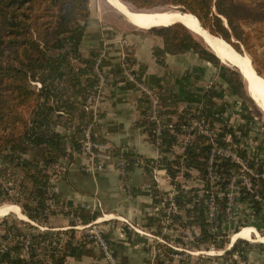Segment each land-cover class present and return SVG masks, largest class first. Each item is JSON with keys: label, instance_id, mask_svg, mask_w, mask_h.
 <instances>
[{"label": "trees", "instance_id": "trees-1", "mask_svg": "<svg viewBox=\"0 0 264 264\" xmlns=\"http://www.w3.org/2000/svg\"><path fill=\"white\" fill-rule=\"evenodd\" d=\"M122 1L136 8L173 5L188 12L186 14H193L206 31L224 39L237 53H242V47L249 55L256 74L264 78L259 53L253 42L254 36L264 35V0ZM89 17V0H0V177L6 180L10 173H22L18 189L25 203L21 207L31 221L40 225L47 226L49 216L57 214L50 210L47 200L51 199L56 205L60 203L55 192L50 197L46 195L50 185L49 165L57 161L72 162L76 154L82 153L83 129L92 119L91 113L85 111L83 105L88 92L98 83L94 74L97 51L91 50L87 56L79 51ZM153 28H156L153 33L161 42L160 46L153 48V55L159 64H163L162 56L165 53L191 50L203 59L212 60L218 67L219 77L230 89L238 93L239 87L252 101L239 71L220 64L187 27L178 22ZM143 69L140 66V73ZM33 81L40 82L41 87L35 88ZM216 86L212 84L207 87L202 105L194 107V110L190 107L178 110L179 96L173 86L160 89L161 115L166 125L160 136V157L147 159L135 153L123 155L127 162L125 172L135 166L142 167L149 174L155 167L166 171L176 190V205L183 212V215H173L174 220L180 226L199 227L200 232L192 243L194 250L211 247L225 249L227 231L230 229L221 218L225 198L216 196L220 210L216 229L210 231L204 203L208 193L205 195L201 187H184L177 180L178 174L190 179L192 171H196L198 179L203 182L202 189L210 193L213 192L212 185H219L224 190L230 172L239 168L230 158L215 159L212 170L215 181L212 184L207 170L211 145L206 143L207 138L203 134H197L188 141L181 154H174V146L184 132L182 126L189 119H204L211 127L214 126L213 121L206 119L205 115L214 106L213 98L220 96ZM145 103L147 115L149 106ZM140 124L146 126L153 139L154 124L146 116ZM168 124L172 127H167ZM220 125V132L215 138L218 145L241 143L232 127L225 123ZM58 127L66 129V133L59 131ZM226 135L228 142L224 140ZM94 138L105 142L99 137L97 123ZM239 154L246 157L245 150H239ZM247 162L258 171L263 168L260 162L252 159ZM217 177L222 180L217 181ZM258 184L263 193L264 180L260 179ZM8 194L7 187L0 184V204ZM160 195L161 192L153 187L154 203L160 202ZM241 198L247 200L248 195L241 194ZM249 207L250 216L256 223L259 219L264 221L258 202H250ZM74 214L83 223L95 219V215L89 217L75 208ZM164 216L165 212L161 209L153 220L156 227H160L159 222ZM73 223L70 220V224ZM242 241H234L223 254H235L238 259L247 260L256 245ZM174 242L182 241L177 238ZM80 243L75 239L73 229L54 231L47 228L40 231L32 224H26L22 229L16 220H0V264H63L66 256L77 255L80 249L76 245ZM161 252L165 261L172 259L179 251L161 246ZM180 254L184 257L180 259L181 263L192 260L191 254L184 251Z\"/></svg>", "mask_w": 264, "mask_h": 264}, {"label": "crops", "instance_id": "crops-1", "mask_svg": "<svg viewBox=\"0 0 264 264\" xmlns=\"http://www.w3.org/2000/svg\"><path fill=\"white\" fill-rule=\"evenodd\" d=\"M123 18L125 19L124 16ZM128 21L133 24L132 21ZM147 26L152 25L143 27ZM151 28L124 29L126 33H129L125 38L130 52L131 72L138 81L152 90L159 91L165 86H173L179 96L178 110L201 106L207 84L217 76L218 67L211 60L203 59L191 50L177 54L165 53L162 56L163 64H159L153 55V48L160 46L161 42L159 37L147 32ZM200 40L211 51V47L204 40ZM101 45L102 39L99 33L87 22L79 48L80 53L87 56L88 49H100ZM109 45H111L110 49L103 52L105 57L100 67L106 82L101 86L96 108L100 115L97 123L99 137L111 148L98 152L96 162L104 166L102 170L91 168L89 158L83 153L76 154L72 162L67 161L68 170L51 182L59 202L73 204L78 212H84L89 217L95 215L92 221L100 219L97 222L104 229V237L119 264H264V247L254 248L247 260H240L235 254L228 259L219 258L204 262L196 257H191L192 260L186 263H181V258L174 256L172 259L163 260L161 246L167 245L149 235L163 234L162 219L159 222L160 227H156L153 222L161 210H157L158 203L153 202L152 188L161 192L162 195L158 196L161 198L164 194L171 193L174 186L165 171L157 167L153 168L150 174L138 166L125 173L119 170L120 160L124 159L123 155L126 153H135L147 159H157L161 155V150L155 147L146 126L140 124L147 110L144 93L128 79L127 72L121 64V52L116 45L113 43ZM233 65L241 69L240 65L236 63ZM140 66L144 68L142 73H140ZM241 70L249 84L257 88L252 81L251 73L245 69ZM223 88V85L216 86L220 96L213 98L214 106L207 110L205 118L213 121L214 124L225 123L232 127L240 137L243 150L246 151L249 159L260 162L264 168V132L258 133V129L253 130L251 123L254 119L251 113L246 111L247 108L244 105L243 110L241 108L238 110L237 106L241 103L238 104L235 99H230L226 89ZM235 116L238 117L237 121ZM240 119L243 121L240 122ZM58 130L64 133L67 131L62 127H58ZM182 136L183 134L180 136L179 143L174 146L176 155L181 154L184 147ZM16 207L19 209L18 206ZM180 214L183 215V212L180 211ZM103 215L107 218L105 219ZM70 220L67 214L57 213L49 216L47 226L50 227L43 226L54 231H64L69 229ZM77 221H80L79 217ZM257 221L260 222L253 221L254 224H251L259 230L263 229V220ZM253 226L248 227L255 230V234L262 236ZM136 229L142 232L139 233ZM176 231L177 227H175ZM167 235L164 237L168 241L170 239L173 242L177 239L176 236L173 238ZM75 239L81 242V245H76L80 250L75 256H66L63 264H106L97 245L84 241L76 234ZM153 246L157 250L156 256L150 254V248Z\"/></svg>", "mask_w": 264, "mask_h": 264}, {"label": "built area", "instance_id": "built-area-1", "mask_svg": "<svg viewBox=\"0 0 264 264\" xmlns=\"http://www.w3.org/2000/svg\"><path fill=\"white\" fill-rule=\"evenodd\" d=\"M99 59L95 61L94 63V69L98 70ZM96 78H98V84L93 90L89 91V94L85 100V103L83 105V109L87 112L91 113L92 119L87 123V125L83 129V136H82V153L86 155L90 160V167L93 169H104V166L101 163L96 162L98 152L103 149H109V145L106 142L99 141L94 138V134L96 131V123H98L99 120V114L97 112L96 108V102L99 97V92L101 89V86L103 85V77L101 76V73L96 71ZM134 74L130 75V80L137 85L141 89V91L144 93L145 98L148 100L147 104L149 106L148 113L146 115L147 119L154 124V130H153V143L155 147L160 151V136L162 129L165 125V120L163 119L161 115L162 107L160 103L159 96L152 90L151 88L147 87L144 83L141 81H138L137 78L134 77ZM136 80V81H135ZM32 84L35 86V88H40L41 83L38 81H33ZM200 107V106H199ZM195 109V108H194ZM191 109V110H194ZM167 127L171 128V124H168ZM215 127H211L209 123L205 122L204 119H197V118H191L186 122L183 126V146L186 145V143L192 139L195 138L197 134H203L207 138V144L209 143L211 145L210 147V153L209 157L207 159V170L209 174V178L214 183V172L213 170V163L214 160L217 158H223L227 157L230 158L231 161L238 164L239 168L237 170H232L229 174V178L227 180L226 186L224 190H221L219 185H212V191L213 192H207L203 190V182L198 179V174L196 171H192V175L195 173V178L198 182H200L201 191L205 193L204 203L206 206V221L209 224L210 231H215L216 229V222H217V215L219 214V203L216 200V196L221 197L223 196L225 198V207H224V213L222 214L221 218L223 219V223L226 225L232 224V233L237 232L244 226H253L250 222V224H244L242 226H238V223L243 221L244 215L246 214L251 219V209L249 207L250 202H258L260 204L261 212L264 214V192L262 193L259 189L260 186L258 184V181L260 179L264 180V168H262L261 171H258L256 167H251L247 160L249 157L246 154V157H242L239 154V150H243L244 147L240 143L239 145L235 144H226V145H218L215 141L216 135L220 132H215ZM224 140L227 142L229 141L228 135L224 137ZM126 160L121 159L119 163V170L121 173H125V167H126ZM69 168V165L65 161H57L49 165L48 173L50 175V185L47 187L46 195L50 197L53 194V187L51 182L53 179L59 175L64 174ZM161 169V168H160ZM164 170V169H161ZM165 171V170H164ZM166 173V171H165ZM167 175V173H166ZM168 176V175H167ZM155 180L158 182L156 177H154ZM170 179V177L168 176ZM180 178V179H179ZM192 178V177H191ZM177 180L182 182L184 187L189 188L191 187L188 182L189 179H184L181 173L178 174ZM217 181H221L220 177H217ZM243 191V193H242ZM241 194L248 195L247 200H242ZM175 195L176 190L174 187V190H172L171 193L164 194L160 198V202L156 206L157 210H163L165 212V216L162 218V230L163 234L161 235H152L150 236L156 238L160 243L165 244L169 247H171L174 250L179 251L174 257L182 258L183 255L180 254L181 252H186L191 255H211L213 253L208 254L207 251H210L209 249H201V250H194L192 247L193 241H195V238L198 236L200 230L197 226H180L177 221L174 220L173 215L180 214V210L178 209L176 202H175ZM47 202L50 205V210H53L57 213H65L67 216L71 219V221H74L73 225H69V229H73L75 234L78 235L80 238H82L84 241L92 242L95 245L99 247V250L106 262V264H119L117 258L113 254V252L110 249L109 243L107 242L106 238L104 237V229L99 225V222H97L99 219H96L95 221H91L88 223H82L81 221H77L78 217L74 214V208L75 206L73 204L69 205L68 203H58L53 204L51 202V199H48ZM245 215V216H246ZM105 219L107 218L105 215H103ZM247 220V219H246ZM126 222V221H125ZM234 222V223H231ZM32 224L37 226L39 230L43 231L47 228L45 226H41L40 224L32 221ZM228 225V226H229ZM175 227H177L178 233H180L179 237H176L180 239L182 242L178 244H174L170 239L169 241L164 237L165 235L169 234L173 238L177 236L175 233ZM230 227V226H229ZM255 229L256 226H253ZM139 233H141V230L136 229ZM259 232L260 230L257 229ZM165 234V235H164ZM263 235V234H262ZM168 236V235H167ZM172 238V239H173ZM245 240V239H244ZM171 241V242H170ZM251 242V241H250ZM260 243V242H258ZM231 244V238L230 242L226 244L225 249H217L216 254L222 255L225 250L230 249L231 247H228V245ZM264 244V243H262ZM233 245V244H232ZM150 254L153 256H156L157 250L155 247L150 248Z\"/></svg>", "mask_w": 264, "mask_h": 264}, {"label": "rangeland", "instance_id": "rangeland-1", "mask_svg": "<svg viewBox=\"0 0 264 264\" xmlns=\"http://www.w3.org/2000/svg\"><path fill=\"white\" fill-rule=\"evenodd\" d=\"M126 5L129 6L131 9L135 10L134 9L135 7L133 5H130V4H126ZM127 6H125V7H127ZM172 6L173 5H159V6H156V7H153V8H155L154 10H167V9H173L174 7H172ZM154 10L151 9L149 11H154ZM135 11L142 12V13L146 12L144 10H135ZM89 13H90V17H89L88 22L90 23V25L95 27L97 33H99V36L102 39V45H101L100 49H97V48L88 49L87 54H86V55H88L91 50L97 51L96 52L97 55L95 57V61H97L99 59V63H98L99 67H98V70L94 69V74L97 75L96 71L101 73L100 67H101V64H102V60L105 57L103 52L107 51L108 48L110 49L111 45H109V44L113 43V45L115 44L116 48L121 52V55H120L121 56V64L123 66L124 71L126 70L127 77L130 80L129 77H130L131 74H133V72H131L132 71L131 70L132 69V65H131V60L129 58L130 57V52H129V48H128V44H127L128 41L125 38V36L128 35L129 33H126L125 30H126V28L127 29H130V28L131 29H137V30H139L138 28L149 29L151 27H155L156 25L147 26V27H143V26L139 27V26L135 25L134 23L133 24L131 23L132 25L138 27V28H136V27L132 26L130 24V22L125 18L129 22L128 23L123 18V16L120 13H118L114 8H112L109 4H107L105 2V0H89ZM157 27H159V26H157ZM251 28H248V30H251ZM154 29H156V28L150 29L147 32L149 34L155 35V33H153ZM141 31H143V30H141ZM192 35L198 41L203 43L197 36H195L194 34H192ZM253 42L255 44L257 53H259L260 68H261V70L264 73V35H261V36L256 35V36H254ZM241 50H242L241 54L245 55L250 60L249 55L246 53V51L242 47H241ZM220 64L225 65V66L228 65L227 68L238 71L237 69H235L233 67H230V66H234L233 64H228L226 62H222V63L220 62ZM101 76L103 77V84H104L106 82V78H105V76L102 73H101ZM96 79H97V82H98V78H96ZM212 84L213 85H217L218 87L219 86L221 87L223 85V87H224L223 89H226V93H227L228 97L230 99H232V100L235 99L238 104L241 103L240 105L237 106L238 110H240V108H241V110H243L244 108L242 106L244 105V107L247 108L246 111L251 113V116H253V119H254L253 122L251 123L253 130L256 131V129H258L257 130L258 133L260 131L264 132V113L259 109V107L256 105V103H255V101L253 99H252V101L255 104L249 98L246 97L244 92L239 87H238V93L237 92L234 93L233 90L230 89L229 85L226 84L219 77V74H217V76L215 77L214 80L210 81L207 84V87L212 85ZM243 85L246 87L245 81L243 82ZM154 92L159 96V93H158L157 90H154ZM88 94H89V92H88ZM87 96H86V98H87ZM143 97H144V100L147 102L148 100L145 98L144 95H143ZM237 119H238V117H236L235 121H237ZM242 121L243 120L240 119V122H242ZM229 123L231 124V122H229ZM213 125H214L213 127H215L214 128L215 132H217V131H219V129H221V125H219V124H213ZM22 177L23 176H22V173L20 171H17V173H14V174L10 173L9 175H7L6 180L4 178L0 177V184L1 185H5L7 187V189H8V193H9L8 197L6 199H4V201H2L0 206H5V205L13 206L19 214L22 213L21 215L23 217L24 210L21 207V205L23 203H25V200L21 199V196H20V193H19V189H18V185L21 182ZM195 177H196L195 174H193L192 178L189 179L188 184L190 186H192V187H199L200 188V184L201 183L198 182ZM28 185H30V184L28 183ZM16 206H18L19 209ZM18 213H14L12 211H7V210H1L0 211V220L3 219V218H7L9 221L10 220H16L18 222L19 226L22 229L25 228L26 224H32V221L28 217L27 218L29 220L20 219L22 217L20 215H18ZM3 215H5V216H3ZM245 215H244L243 221L239 222L237 227L238 226H242L245 223L246 224H250V222H252V224H254L253 223L254 220L252 218L250 219L247 215L246 216ZM258 222H260V221H258ZM262 222H264V221H262ZM231 223H234V222H231ZM32 225H34V224H32ZM229 226H230L231 229L233 228L232 224L229 225ZM232 232L233 231L230 230V232L227 233L228 234V236H227L228 237V243L230 242L231 235L233 234ZM259 233L264 235V228L261 229L259 231ZM173 234H176L177 235L176 237H179V235H180V233H178V232H175ZM232 237H233V235H232ZM236 239H237L236 241H240L239 243L243 242L242 239H240V238H236ZM85 241H86V239H85ZM246 241H248V240H246ZM248 242L249 243H255V245H256L255 248H259L260 247V249H261V248L264 247V244H262V243L250 242V241H248ZM210 251H214V254H211V255L201 254L200 256L199 255H192V257H196L197 259H199V261H202V262L207 261V260L219 259V258L220 259H228V258H230L229 254L228 255H226V254H222V255L216 254L217 249H215L214 247H211ZM252 252H253V250H252Z\"/></svg>", "mask_w": 264, "mask_h": 264}, {"label": "bare ground", "instance_id": "bare-ground-1", "mask_svg": "<svg viewBox=\"0 0 264 264\" xmlns=\"http://www.w3.org/2000/svg\"><path fill=\"white\" fill-rule=\"evenodd\" d=\"M105 2L109 4L112 8H114L117 12H119L121 15H123L126 19L139 25H157L159 27H166L175 22H180L181 24L185 25L190 31H192L200 39L204 40L205 43L211 47V51L217 54L219 56V59L221 58V62L226 61L230 64L236 63L241 66V69H245L251 73L252 81L258 89L252 87L250 84L249 89H251V93L253 95L256 105L264 113V78L256 74L255 71H253V65L245 55H240L236 53L231 47V45L225 42L223 39L216 36H212L211 34L206 32V29H203L202 27L200 28L198 20L193 15L186 13H178L176 9L154 10L142 13L125 7L127 5L121 0H105ZM251 69L253 72L251 71ZM1 210H7L12 211L14 213H18L16 209L10 205L0 206V211ZM18 215L22 217L21 214L18 213ZM20 219L29 220L25 215H23V217ZM254 231L255 230H252L248 226L242 227L240 230L232 234L233 237L231 235V244H229L228 247L232 246L236 238H240L242 240L245 239L251 242L264 243V235L260 236L258 234H255ZM207 253L211 254L213 252L207 251Z\"/></svg>", "mask_w": 264, "mask_h": 264}, {"label": "water", "instance_id": "water-1", "mask_svg": "<svg viewBox=\"0 0 264 264\" xmlns=\"http://www.w3.org/2000/svg\"><path fill=\"white\" fill-rule=\"evenodd\" d=\"M122 1V0H121ZM123 2V1H122ZM124 3H126V2H124ZM126 4H128V3H126ZM131 5V4H130ZM172 7H174L173 9H176V11H178L179 13H188V12H183V11H181V10H179V9H177L176 8V6H172ZM135 10H144V11H149V10H151V9H153V8H134ZM189 14H191V13H189ZM191 15H193V14H191ZM194 16V15H193ZM196 19H197V17L196 16H194ZM198 20V19H197ZM200 24V23H199ZM200 27H202L201 25H200ZM203 28V27H202ZM204 29V28H203ZM207 32L209 33V34H211L208 30H207ZM212 35V34H211ZM222 39V38H221ZM224 40V39H223ZM225 41V40H224ZM209 50V49H208ZM210 51V50H209ZM212 54H214V56L221 62V60L219 59V57L214 53V52H212V51H210ZM222 63V62H221ZM251 64H252V61H251ZM226 66H228V65H226ZM231 67V66H230ZM233 68H235V69H237L239 72H240V74L244 77V79L246 80V89H247V92H248V94H249V96H250V98L251 99H253L254 100V98H253V95H252V93H251V89H249V83H248V79L246 78V76H245V74L241 71V69L240 68H238L237 66H232ZM254 68V67H253ZM253 71H255V69H253ZM255 73H256V71H255Z\"/></svg>", "mask_w": 264, "mask_h": 264}]
</instances>
